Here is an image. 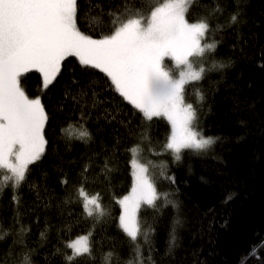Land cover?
I'll return each mask as SVG.
<instances>
[{
  "label": "trees",
  "instance_id": "1",
  "mask_svg": "<svg viewBox=\"0 0 264 264\" xmlns=\"http://www.w3.org/2000/svg\"><path fill=\"white\" fill-rule=\"evenodd\" d=\"M78 2L79 27L100 38L108 34L109 13L144 0ZM200 2L205 7L194 9L193 19L217 4L222 9L208 36L217 47L196 58L205 74L186 86L185 99L197 108L199 131L215 142L202 151L182 150L176 160L164 147L171 135L167 119L144 120L103 73L78 58H68L47 89L39 73L26 74L27 94L39 95L49 115L48 144L28 181L0 192V234L9 232L0 250L21 238L18 250L34 264H136L137 248L145 264H264V0ZM81 131L89 136L80 138ZM134 157L149 167L160 194L156 207H141L148 239L136 242L119 225L118 203L131 191ZM106 160L110 174L102 171ZM81 189L101 197L105 215L87 216ZM17 213L28 231L13 236ZM89 233L94 259L68 261L67 245Z\"/></svg>",
  "mask_w": 264,
  "mask_h": 264
},
{
  "label": "snow or ice",
  "instance_id": "2",
  "mask_svg": "<svg viewBox=\"0 0 264 264\" xmlns=\"http://www.w3.org/2000/svg\"><path fill=\"white\" fill-rule=\"evenodd\" d=\"M203 7L200 0H144L140 7L126 4L119 13H109L108 34L93 38L79 27L78 0H0V192L8 187L16 191L27 182L30 166L41 160L48 144L45 126L49 115L39 95L33 98L27 94L23 78L39 73L47 89L70 57L103 73L144 120L166 118L171 135L164 147L176 160L181 159L182 150L202 151L212 145L214 138L204 137L196 127L197 108L185 99L186 86L199 82L205 74L204 67L194 66L193 58H203L217 47L208 36L211 18L222 9L217 4L207 15L193 19V10ZM239 15L237 9L231 21L238 22ZM166 59L174 62V67H169ZM197 95L203 99L202 94ZM79 136L85 138L89 133L81 131ZM109 164L106 160L102 171L110 174ZM89 167L86 164L83 171L87 173ZM131 167V192L118 201L122 208L119 225L136 242L141 236L148 239L138 213L143 205L156 207L160 194L146 164L134 157ZM79 195L87 216L105 215L99 195L89 197L83 189ZM13 200L20 203L15 195ZM9 227L13 236L28 231L19 213ZM8 235V231L0 234V242ZM21 244L23 239L16 238L6 250H0V264H34L25 249L18 250ZM67 247L72 249L68 261L84 255L94 259L91 233ZM136 253V264H145L139 248Z\"/></svg>",
  "mask_w": 264,
  "mask_h": 264
},
{
  "label": "rangeland",
  "instance_id": "3",
  "mask_svg": "<svg viewBox=\"0 0 264 264\" xmlns=\"http://www.w3.org/2000/svg\"><path fill=\"white\" fill-rule=\"evenodd\" d=\"M196 58H197V57L193 58L194 66H195V64H196ZM166 64H167L169 67H174V62L169 61V60H167V59H166ZM178 71H179V70H177V75H178ZM33 98H34V97H33ZM196 127H197V126H196ZM197 129H198V127H197ZM198 130H199V129H198ZM203 136L206 137V138H207V137H211V138H213L212 136H206V135H204V134H203ZM136 159L138 160L139 163H143L139 158L136 157ZM144 164H145V163H144ZM132 172H133V170H132ZM1 185H2V174H0V186H1ZM130 192H131V191H130ZM130 192H129V193H130ZM129 193H128V194H129ZM128 194H127V195H128ZM88 196H89V195H88ZM91 196H93V195H91ZM91 196H89V197H91ZM125 196H126V195H125ZM122 198H123V197H122ZM122 198H121V199H122ZM138 216H139V213H138ZM77 238H78V237H77ZM77 238H75V239H77ZM75 239H74V240H75ZM74 240H72V241H74ZM72 241H71V242H72Z\"/></svg>",
  "mask_w": 264,
  "mask_h": 264
}]
</instances>
